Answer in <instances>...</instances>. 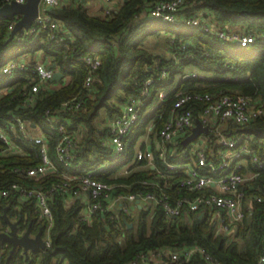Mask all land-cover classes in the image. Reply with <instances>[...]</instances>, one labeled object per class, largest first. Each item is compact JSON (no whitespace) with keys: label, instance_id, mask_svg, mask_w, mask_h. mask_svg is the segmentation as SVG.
Here are the masks:
<instances>
[{"label":"trees","instance_id":"1","mask_svg":"<svg viewBox=\"0 0 264 264\" xmlns=\"http://www.w3.org/2000/svg\"><path fill=\"white\" fill-rule=\"evenodd\" d=\"M152 1L125 0L105 17L91 15L82 5L53 7L47 12L61 24L56 32L42 30L30 35L20 31L7 44L16 18L0 17V68L21 55L34 56L41 52L44 62L55 63L67 78L53 82L51 88L39 92L33 106L25 107L22 92L28 83L26 73L0 74V128L6 129L9 114L13 112L29 124L33 134L47 140L49 154L60 174L92 172L94 178L117 185L115 194L145 193L149 188L142 181L151 177L152 171L144 167V160L134 162L135 145L147 133L153 120L156 123L153 134L162 126L175 93L239 94L264 106V43L257 41L242 47L195 27L170 24L179 27L172 32L170 55L154 54L144 48V42L149 35L161 30L154 28L156 23L166 22L144 16ZM202 11L213 13L219 25H241L247 31L264 34V0H193L186 13ZM88 54L99 57L101 65L93 74L91 87L84 88L89 74L84 57ZM31 62H35L34 59ZM164 69L167 76L161 77ZM191 70L202 76L186 78ZM149 79L152 82L148 84ZM10 86L14 87L11 92L2 93ZM145 88L149 96L142 103L140 119L126 138L124 154L116 159L105 145L108 127H99L97 118L102 109L109 119L118 116L128 100L141 97ZM161 90L169 91V94L154 106ZM77 96L84 102L82 109H58L63 102ZM49 109L50 115L46 114ZM50 117L63 121L68 131L78 134L70 167L58 162L56 146L61 135L53 129ZM226 129L225 132L232 136H248L251 148L264 159V117L246 125L229 123ZM12 139L22 152L0 156V184L48 185L62 179L53 174L36 179L14 173L12 168L15 166L40 164L41 156L40 144L13 135ZM181 150L182 144L178 148ZM173 159L170 157L171 161ZM155 162L160 169L167 170L157 152ZM127 165L143 168L132 169L127 175H116ZM100 167L104 169L100 170ZM247 195L253 197L252 210L238 223L236 233L225 234L209 218H167L160 207L140 210L137 220L122 212L117 219L112 218L111 213H97L82 220V200L76 197L69 202V197L57 194L49 201L53 216L50 246L46 251L30 254L33 259L30 264H129L143 252L169 250L183 253L196 245L203 247L218 264H255L263 251L264 174L254 180ZM257 196L263 201H257ZM6 208L10 219L19 220L25 228L31 225L32 233L41 228L45 232L49 226L48 221L40 218L34 199L26 202H20L16 196L0 199L2 225L6 223L3 218ZM128 223L133 226L128 228ZM3 247L6 251L2 264H5L12 246L3 243L0 249ZM10 264H28L22 248L15 251ZM179 264L210 263L203 254L196 252Z\"/></svg>","mask_w":264,"mask_h":264},{"label":"built area","instance_id":"2","mask_svg":"<svg viewBox=\"0 0 264 264\" xmlns=\"http://www.w3.org/2000/svg\"><path fill=\"white\" fill-rule=\"evenodd\" d=\"M16 1L25 3L26 0H0V7ZM63 0H41L39 15L29 30L24 32L34 35L42 30L56 32L61 24L47 12L58 7ZM105 6L103 16H109L118 9L125 0H100ZM193 0H154L144 12V16L161 20L173 25L195 27L201 31L216 36L226 42L246 47L254 42L264 43V34L247 31L244 26L219 25L213 13L202 11L187 14L186 10ZM115 2L120 3L115 6ZM53 38L54 35L52 36ZM60 41V39H57ZM84 61L89 74L84 81V88H90L95 70L101 65V59L88 54ZM57 68L23 58L10 60L0 68V74L14 75L25 72L28 79L27 86L22 92V105L33 106L38 94L53 86L52 78ZM163 70L161 77H166ZM190 77L202 76L198 72L188 74ZM149 79L147 83H151ZM10 86L2 93L11 92ZM1 94V93H0ZM169 91L161 90L158 98L163 101ZM149 96L148 90H143L141 97H132L123 106L121 113L108 122V135L105 145L109 147L114 158H120L126 148V138L141 116L142 103ZM173 103L162 126L153 134L156 125L153 120L147 127V140L154 144L144 150L135 152L136 161L144 160L145 168L150 169L149 178L142 181L149 189L147 192L131 194L118 193L114 190L117 185L94 178L93 173L73 175L67 172L59 173L57 164L51 159L47 140L30 131L29 124L20 116L11 112L6 129L0 128V156L20 154L22 150L12 139L21 137L25 141L40 144L41 163L33 167L15 166L13 172L26 178L42 179L49 174L60 175L59 181L48 185H30L19 182L0 184V199L16 196L20 202L35 200L38 213L42 220L49 222L42 238L46 244V251L50 246L49 230L52 223L50 199L57 194L65 197L81 198L84 204L82 220H87L97 213H111L112 218H119L120 213L131 218L136 200H140L141 208L151 210L160 207L167 218H214L215 225L220 232L234 234L238 230V223L252 210L253 197L247 195L254 180L264 174V159H261L251 148L248 136H232L227 134L229 123L246 125L264 117V106L253 98L229 93L179 91L173 96ZM84 102L80 96L63 102L59 110L78 111ZM46 114L50 115L51 110ZM198 114V115H197ZM160 116H162L160 114ZM199 118L208 133H201L182 150L178 151L182 140L186 138L195 126V119ZM53 129L61 135L56 146L58 162L64 167H70L73 160V150L77 144L78 134L67 130L63 121L50 117ZM155 152L164 161L166 171L160 169L155 162ZM170 157L174 158L173 161ZM253 166V168L251 167ZM1 166V165H0ZM104 167H100L103 170ZM241 169H245L243 172ZM131 169L125 170V175ZM163 179V181H161ZM257 201H263L261 196ZM18 209L19 207L16 206ZM12 220V219H11ZM8 224H1L0 232H8ZM27 228L19 223V233L23 234ZM37 233H32L35 237ZM1 246V245H0ZM6 248L0 249V264ZM200 252L210 264H218L203 247L193 246L183 253L169 250H151L143 252L129 264H170L183 263L193 253ZM33 261L28 258V264ZM38 261V260H36ZM37 264V263H35ZM255 264H264V236L263 251Z\"/></svg>","mask_w":264,"mask_h":264},{"label":"water","instance_id":"3","mask_svg":"<svg viewBox=\"0 0 264 264\" xmlns=\"http://www.w3.org/2000/svg\"><path fill=\"white\" fill-rule=\"evenodd\" d=\"M40 3L41 0H26L25 3L12 1L11 3L4 4L0 7V17L16 18V22L5 44L13 40L18 32L30 29L33 22L39 15ZM49 67L52 69L56 68V64L51 63L49 64ZM63 77L64 74L61 71L56 70L54 72L52 82L61 80ZM187 77L189 76H186V78ZM208 131L209 128L204 127L201 120L199 118H196L195 126L192 128L191 133L182 140V145L186 146L190 142L194 141L199 136V134L208 133ZM136 203L141 207L139 199L136 200ZM3 218L6 224H8L10 230L8 232H0V245L3 243H9L12 246L5 264H10V260L18 248L23 249V253L26 259H28L30 254L32 253L46 249V244L42 238V228L37 232L35 237H32L31 225L23 234L19 233V220H11L7 215V208L3 213ZM132 226V223H128V228H131Z\"/></svg>","mask_w":264,"mask_h":264},{"label":"crops","instance_id":"4","mask_svg":"<svg viewBox=\"0 0 264 264\" xmlns=\"http://www.w3.org/2000/svg\"><path fill=\"white\" fill-rule=\"evenodd\" d=\"M65 4L73 5V6H74V5H75V6L82 5V6H83L85 9H87L88 12H89L91 15H93V16H103V8H104V6H105L100 0H63V1H61V3H60L59 6H61V5H65ZM119 4H120V3L115 2V6H118ZM18 58H23V59H26L27 61H32V59H34V61H39V62H43V63H45V62H44V61H45L44 55H43L41 52H37L34 56H30V55H28V54L21 55V56H19ZM45 64H47V63H45ZM47 65H49V64H47ZM63 79L66 80L67 78H66V77H63ZM107 117H108V116H107ZM109 120H110V119H109V117H108V122H109ZM108 122L105 123V124L102 125V126H99V127L107 126V125H108ZM149 126H150V125H149ZM38 135H39V134H38ZM146 137H147V133H146L145 135L141 136V137L137 140L136 145H135V152L138 151V150H144V149L148 148V146H150L151 144H152V146H153L154 141H152V139H151V140H147ZM141 138H144V141H143L141 144L138 145V141H139ZM134 162H136L135 158H134ZM134 162H133V163H134ZM129 168H130V166L127 165V166H125V167L119 169V171L117 172V174H118V173H121V171H123V170H124V173H125V170H126V169H129ZM140 168H143V167L140 166V165H137V166H135L134 168H130V169H131V171H132V169L137 170V169H140ZM71 198H73V197H72V196L69 197V202L72 201ZM78 199H81V198L78 197ZM82 202H83V201H82ZM142 209H143V208H141L138 204H135V205L133 206V211H132V216H131V218H136V216H138V214H139V211L142 210ZM12 220H13V221H16V219H15V220L12 219ZM211 221L215 223L214 218H212ZM132 224H133V223H132ZM215 224H216V223H215Z\"/></svg>","mask_w":264,"mask_h":264},{"label":"rangeland","instance_id":"5","mask_svg":"<svg viewBox=\"0 0 264 264\" xmlns=\"http://www.w3.org/2000/svg\"><path fill=\"white\" fill-rule=\"evenodd\" d=\"M154 28H161V30L147 37L146 41L144 42V48L148 49L149 51L157 55H170L172 50L171 49V42H172L171 38H173L171 37L173 35L172 32L178 30L179 27L170 25L169 23L168 24L156 23ZM192 72H195V70H191L189 74ZM158 103H160L159 98L155 99L154 106H156ZM107 122H108V117L106 111L105 109H102L100 112V116L97 118V124L99 126H102ZM143 141L144 138H141L138 141V145L141 144ZM116 175H122V176L125 175L124 170ZM132 219L137 220L138 218L136 216V218H132ZM39 259L40 258H38V260Z\"/></svg>","mask_w":264,"mask_h":264}]
</instances>
